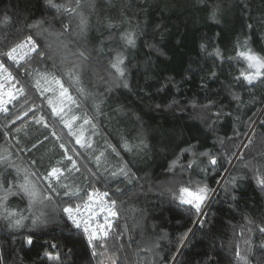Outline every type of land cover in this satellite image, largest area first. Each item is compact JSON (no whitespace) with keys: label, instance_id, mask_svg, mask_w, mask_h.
Wrapping results in <instances>:
<instances>
[{"label":"trees","instance_id":"trees-1","mask_svg":"<svg viewBox=\"0 0 264 264\" xmlns=\"http://www.w3.org/2000/svg\"><path fill=\"white\" fill-rule=\"evenodd\" d=\"M53 3L59 8L48 0H0V53L28 36L44 53L10 67L24 95L0 115V155L10 158L0 163V181L16 192L27 175L41 196H53L30 207L22 193L7 195L0 264H244L237 251L247 264H264V189L257 182L264 178V69L249 85L241 73L256 70L238 55L251 49L264 58V0ZM127 33L134 47L122 39ZM118 54L123 78L111 67ZM49 70L119 152L111 148L117 167L127 164L128 179L102 174L74 141L53 111L71 105L67 98L38 93L32 74ZM125 141L144 146L128 152ZM66 156L79 167L74 187ZM58 165L60 182L78 188L79 197L65 196L55 181L60 192L51 193L44 177ZM205 186L199 213L174 198L182 187L196 193ZM92 191L116 202L106 247L99 240L90 245L62 211ZM12 211L25 217L22 226L8 218ZM41 213L46 222L33 225Z\"/></svg>","mask_w":264,"mask_h":264},{"label":"snow or ice","instance_id":"snow-or-ice-1","mask_svg":"<svg viewBox=\"0 0 264 264\" xmlns=\"http://www.w3.org/2000/svg\"><path fill=\"white\" fill-rule=\"evenodd\" d=\"M48 3L54 7V8H59L58 5H56L55 3H53V0H48ZM80 0H77V5H79ZM65 11L69 12V13H73L74 9L72 8H65ZM215 12L213 13V19H215ZM4 20L7 21L8 17H4ZM86 20L81 17L80 20V24H79V28L81 32L85 31V27H86ZM111 26V25H110ZM33 27H38V23L36 25H33ZM122 39H124L127 43V45L129 46H135V38H134V34L133 33H127L125 34ZM203 47V46H202ZM21 49H27L28 52H34L36 53L38 56L43 57L44 53L42 51H38L39 49V45L37 44V42L35 40H33L32 36H28L26 37V39L18 44H16L14 47H12L9 51L4 52V53H0V55H3L5 57H7L9 60H12L15 63H18L20 59H23L24 56H19L17 55V53L21 50ZM27 53H25L26 55ZM216 55H219V50H217ZM238 55L240 57H243L247 63H248V68L250 69H255L256 71L254 73H241V76L243 77V79L249 84H253L254 80H256L259 76H261V70L264 69V58H261L257 55H255L251 49H248L247 51H242L239 52ZM79 56L81 58L87 59V57L85 56L84 52H80ZM124 65V57L122 55H117L115 57V59L113 60V62L111 63V67L112 69L115 70V73L118 74L119 77L123 78L125 75V71L124 68L122 67ZM6 73L7 74V79L11 80L13 79L12 74L8 71V69L5 67L4 63L2 61H0V74ZM40 76L41 79H45L47 80V75L45 74H38ZM213 75H215L213 73ZM70 78H75L78 80V77H74L73 73L70 72L69 73ZM52 79L57 83L60 84V81L57 80L54 76L52 77ZM239 79V77H238ZM36 86L39 88L40 87V80L38 79L36 81ZM127 83H124V87H127ZM60 95L62 97H66L68 101H70L72 104H75V100H73V98L68 95L67 93V89L63 88V85L60 84ZM48 89H45V91H47ZM19 93L21 95L24 94V90L18 89ZM81 91H83L81 89ZM235 99H239V97H234ZM49 104H52V101L49 100ZM78 106V105H77ZM63 109H57V108H53L54 112H57V114H59L60 111H62ZM97 110H99V106H97ZM0 111H7V109L4 108H0ZM26 114V113H25ZM217 116H219V113H216ZM76 119H79V117H76L75 115H73L71 117V120L74 121ZM38 123L40 121H37ZM85 124H91V120H89L88 118H85L83 121ZM65 126L68 127L71 131V122L70 121H65ZM93 128H95V125H93ZM73 135H76V133H72ZM83 132L81 131L80 135L77 137L76 143L80 144L81 147H85V148H91L92 144L90 140H83ZM143 145V141L140 142V144H136V145H131L129 144L127 141H125L122 145V147L124 148L125 151L131 152L133 150V148L136 149H140ZM61 148H64V145L61 144L60 145ZM110 148H112V151L119 156V152L116 150V148L112 147L111 145H109ZM65 152H67V150L65 149ZM104 156V153L101 152L98 156H96V162L99 165L101 162V158ZM69 161H72V157L71 156H67L66 157ZM10 158L4 155H0V163H4L5 161H8ZM210 163L212 165H215L217 163L215 158H210ZM9 166H11V164L9 163ZM192 164L190 163L188 165V167H191ZM72 167L76 168V171H79V168L76 167V163L75 161H72ZM71 169H69L70 171ZM19 171V170H17ZM129 169L127 168V164H122L117 170L112 171L111 175L113 177H119V176H123L125 179L129 178ZM32 175H35L34 173H32ZM63 175V170L60 168H52L50 170V172L48 173V175L46 177H44V179L48 182V188L51 190V193H54L56 195H59V192L57 191L56 187L53 186V181L56 182V184H58L60 187H63L66 191L64 193L65 196H69V197H79L80 196V192L79 189H70L69 185L67 184H62L60 182V177ZM258 184L262 187V189H264V178H260L258 179ZM0 189H2L5 192V195L0 196V204H2L6 199H7V195L11 194V195H17V194H23L24 196L28 197L29 200V206L31 207L33 204L40 202L42 203L44 200H49L51 201L53 199V196L51 194H46L41 196L40 192L36 189L35 185L28 179V176H25L24 182L20 183L17 185V191L13 192L12 191V186L9 185L8 188H4L3 182L0 181ZM206 193H207V188L202 187L199 188L197 190L196 193L191 192L188 188L186 187H182L179 189V194L175 195V199H177L179 201L180 204L184 205H190L192 208L195 209L196 212H200L201 210V204L203 203L204 199L206 198ZM103 196H107V193H103ZM93 196L92 194H88L87 195V199L88 200H92ZM115 201H111V207L108 209L109 215L115 217L117 215V213L115 211L112 210V208H114L115 206ZM81 207H85L87 208V204L85 205H76L75 207L69 206V207H64L62 209V211L64 213L67 214L68 218L72 221V223L75 225L76 228H81L82 224H83V231L87 234L88 236V241L89 244L91 245L93 243L94 240H99L100 241V246L101 247H106V240L108 237V231L103 227V226H97V227H92V225L89 223V220L92 219L91 215L89 216L88 219H84V220H80L77 217L80 215V211H81ZM8 218H13L14 219V225L17 227L22 226L23 224V220L25 219V217H23L22 215L17 214L16 212L12 211V212H8L7 213ZM44 217V213H41L39 216H36L32 219V224L36 225L38 223H45V219H43ZM110 227V224H109ZM249 231H251V229H249ZM259 231L261 233H264V227H260ZM186 238V235L185 237ZM182 238V239H183ZM27 243L29 245H31L33 243V240L31 237H29L27 239ZM158 246V245H157ZM53 247H55V245H53ZM95 249V246H94ZM147 250V249H144ZM96 252L95 250L93 251V255H95ZM46 256H48V259L51 260H59L58 256H49L47 253L45 254ZM236 256L242 260L244 262V264H247V258L243 257L240 255V252L237 251L236 252ZM112 264H116V261L113 260Z\"/></svg>","mask_w":264,"mask_h":264},{"label":"rangeland","instance_id":"rangeland-1","mask_svg":"<svg viewBox=\"0 0 264 264\" xmlns=\"http://www.w3.org/2000/svg\"><path fill=\"white\" fill-rule=\"evenodd\" d=\"M53 30V29H52ZM51 30V31H52ZM33 39H35L34 37H32ZM35 41L37 42V40L35 39ZM38 44V42H37ZM39 45V44H38ZM39 50V49H38ZM35 75L32 74L33 80H34V84L35 87L38 91V93H41L42 96L45 95H52L54 96V99L60 95V84H62V82L56 77V75L52 72V71H44L42 73H34ZM38 74H45L47 75V80L45 79H41L40 76ZM55 77L57 80L60 81V84H57L52 77ZM40 80V87L38 88L36 86V81ZM18 84L19 81L17 80ZM63 85V84H62ZM20 86V85H19ZM21 87V86H20ZM64 89H67L63 86ZM45 89H48L47 91H45ZM59 93V94H58ZM67 93L69 95V91L67 89ZM61 96V95H60ZM66 98V97H64ZM64 105V104H63ZM75 104H71L68 105L66 107H64V109L59 112V116L62 118V121L65 125V121H70L71 122V131L68 127H66V129L68 130L69 134L71 135V137H73L74 141L76 142L77 137L80 135L81 131L83 132V140H90L92 147L91 148H85V147H81L80 144H78V146L84 150L85 154L90 157V159L98 166V169L100 170V172L102 174H104L105 176L111 177V172L115 171L118 169L116 163L114 162L115 158L113 153H111V148L98 136V130L97 128H93V123L91 124H85L83 121L85 118H88L89 120H91L89 117H87L86 115L80 113V111L76 110V106H74ZM75 115L76 117H79V119H76L74 121L71 120V117ZM92 122V121H91ZM72 133H76V135H73ZM101 152L104 153V156L101 158V162L98 165L96 162V156H98ZM110 153L113 155V159H112V155L110 156ZM67 157V156H66ZM69 161L67 158H65L62 162L64 164V162ZM73 161V160H72ZM72 161H70L72 163ZM58 165V167L55 168H60L62 169L64 167ZM67 168H64V170H70V173L72 175H74L75 177H73V179L70 181L72 187H74V182L77 181L78 184L81 183V175L79 171H76L75 168L72 167V164L69 166V164H67L66 166ZM77 168L78 165H76ZM113 177V176H112ZM76 186V185H75ZM58 192H60L59 190H57ZM44 204V203H42Z\"/></svg>","mask_w":264,"mask_h":264},{"label":"built area","instance_id":"built-area-1","mask_svg":"<svg viewBox=\"0 0 264 264\" xmlns=\"http://www.w3.org/2000/svg\"><path fill=\"white\" fill-rule=\"evenodd\" d=\"M25 39L26 38H24L22 41H24ZM25 53L27 54L25 55ZM34 54H35L34 52H28L27 49H21L17 53V55L18 57L24 56V58L20 59L18 63H15L12 60H9L5 56L4 58L0 57V61L4 63L5 67L8 69V71L12 74V77H13V79L9 80L6 78L7 77L6 73L0 74V108L7 109L8 111L11 107L15 105V102L24 95V94L21 95L19 93L18 89H21L22 87L19 86L17 79L15 78L13 72L10 70V67L19 66L21 63L31 58ZM6 112L0 111V115ZM103 193L104 192H101V191L90 192L89 194H92L93 198L92 200H88L86 197L82 203L78 204V205L87 204V208L81 207L80 215L77 218L80 220H84V219H88L89 216L91 215L92 219L89 220V223L92 225V227L95 228L98 225L103 226L108 231V234H109L117 215L115 217L109 215L108 209L111 207V200L109 199L108 196H103L102 195ZM75 206H72V207H75ZM112 210L117 213L115 206L114 208H112ZM65 216L72 223V221L68 218L66 213H65ZM109 224H110V227H109ZM72 225L75 226L73 223ZM79 229L83 232V234L88 239L87 234L83 231V224L81 228Z\"/></svg>","mask_w":264,"mask_h":264}]
</instances>
